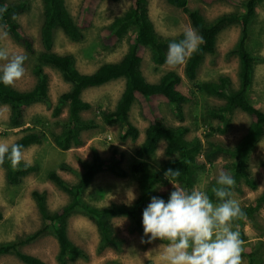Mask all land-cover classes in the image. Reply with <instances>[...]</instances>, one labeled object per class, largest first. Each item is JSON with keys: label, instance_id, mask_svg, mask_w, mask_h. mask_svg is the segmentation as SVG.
<instances>
[{"label": "rangeland", "instance_id": "rangeland-1", "mask_svg": "<svg viewBox=\"0 0 264 264\" xmlns=\"http://www.w3.org/2000/svg\"><path fill=\"white\" fill-rule=\"evenodd\" d=\"M3 1L7 7L13 9L11 12L13 17L35 42L37 54L29 55L5 31L0 22V48L7 49L10 54H22L27 57L24 64L25 74L13 84V87L20 91H28L36 84L33 69L37 64L38 54L43 51L41 42L43 3L42 0ZM188 1L189 8L197 10L208 22L225 14L238 16L244 12L243 8L232 6L223 1L213 4H204L201 0ZM82 2L83 0H66L67 8L76 21L80 15ZM131 3L132 0L119 2L102 0L93 25L84 33V39L81 42H73L59 30L55 33L54 51L62 55H72L76 67L82 73H93L104 63L119 62L129 49L130 35L114 46L104 45L101 35L116 17L129 9ZM150 16L161 39L168 45L172 41L178 42L184 39V33L187 30H194L197 34L189 15L181 9L171 6L166 0H150ZM240 32L239 21H234L224 28L218 36L215 54L207 57L198 73L197 81H217L220 76L226 75L232 80L231 88L238 89L239 59L232 53V50L238 42ZM168 45L165 47L166 55ZM249 47L254 56H257L250 96L254 105L264 111V0L257 6L256 18L250 31ZM189 55L183 64L169 65L166 63L157 66L152 60V53L148 50L142 63V71L145 78L151 83H157L168 71H176L182 76L183 82L180 85V90L192 97V101L184 104L185 121L183 123L179 121L171 106L162 103L160 107L166 126L184 125L191 130L187 136L188 139L198 138L201 140L203 146L201 160L206 163V167L201 174L197 188L203 186V190L215 202L211 186L213 182L216 184L221 173L220 165L232 161V156L224 149H233L245 136L250 124V116L241 110H235L230 115L228 132L212 134L211 127L217 126V120H211L209 113L213 107L222 105L223 101L194 92L195 83L189 81L185 76V65ZM46 72L50 79L49 103H39L29 107L23 126V128L36 126L46 132L45 142L23 151V160L35 166L36 170L26 176L19 185H10L6 179V170L0 168V212L3 215V219L0 221V244L26 239L42 228L43 220L33 194L35 191L43 194L51 211L58 210L69 202V195L49 179L50 172H56L68 183H77L80 174L85 170V163H90L95 155L100 156L103 161L113 158L119 161L120 155L118 157V154H114V151L118 150L122 153L120 164L128 171V175L118 177L110 171L100 172L84 195L85 200L92 206L100 208L135 206L143 192L142 181L145 183V188L149 187L157 194H170L175 190L173 185L165 188L153 180L154 174L162 172L165 161L168 160L165 155L166 143L164 141L159 145L153 158L140 159L135 154V150L145 139V131L149 125L138 102L133 104L130 112V121L140 131V137L136 142H132L130 139L122 141L124 132L122 126L106 123L105 115L115 110L124 91V79L85 91L83 97L91 103L92 109L83 115L86 119H93L97 127L84 132L78 146L70 150H62L57 146L55 136L61 133L62 126L67 120L68 106L61 105L60 99L63 94L72 89V86L65 82L58 70L47 67ZM57 107L62 109L59 116L54 114ZM9 122L10 108L1 106L0 142L11 145L22 136L23 128L11 129ZM144 161L149 163V167L143 178L140 173H133L130 168L133 164ZM250 173L258 187L252 190L243 184L239 190H235L231 194V198L235 199L242 209H245L264 192V139L252 154ZM145 208L144 205L139 207L142 215ZM110 222L118 241L112 245L103 246L99 227L92 217L81 209L69 215V236L87 254L86 258L79 259L72 264H166L161 247L164 242L156 240L152 243H142L143 235L136 229L132 220L127 217H115ZM240 223L242 231L246 235V239L242 241L244 250L242 264L250 263V252H255L254 258L257 262L261 259L264 260V204L256 220L243 219ZM234 228H236L235 225ZM22 251L38 257L48 264H59V245L52 233L45 234L37 241L27 244L22 247ZM0 264L24 263L14 255H5L1 257Z\"/></svg>", "mask_w": 264, "mask_h": 264}, {"label": "trees", "instance_id": "trees-1", "mask_svg": "<svg viewBox=\"0 0 264 264\" xmlns=\"http://www.w3.org/2000/svg\"><path fill=\"white\" fill-rule=\"evenodd\" d=\"M111 1L119 2L121 0ZM166 1L171 6L188 14L192 26L199 37H202L198 50L191 53L186 61L185 76L189 81L195 83L194 92L196 94H204L223 101L222 105L210 110L209 118L217 120V126L211 127V133H227L230 127V115L235 110H241L250 116V124L245 136L233 149H224L232 156V161L222 163L220 172L228 173L234 177L235 184L231 188V194L233 191L239 190L243 184L254 190L258 184L250 173V162L253 152L264 139V111L254 105L250 96L257 56H254L250 50L249 41L257 6L262 0H201L204 4L223 1L244 9L241 15L225 14L212 22H208L197 10H191L188 0ZM42 3L44 7L41 27L43 51L38 54L37 64L33 69L36 78L35 86L31 90L20 91L13 85L6 87L0 84V107L8 106L10 108V128H23L29 107L39 103H49L50 79L46 68H54L61 73L65 82L72 86L70 91L61 96L60 104L68 106V117L62 126L61 133L55 136L56 144L60 149L70 150L79 145L80 137L84 132L97 127L93 119L84 118L83 114L92 109L91 103L83 97L85 91L124 79V91L115 110L105 115L106 123L122 126L124 130L122 141L130 139L132 142H136L140 137V131L130 121V112L133 104L138 102L149 125L145 131L143 143L135 150L136 156L140 159L153 158L159 145L164 141L166 143L165 155L168 160L165 161L163 171L154 174L153 180L165 188L172 186L170 181L186 190L197 187L206 167V163L201 160L202 142L198 138L188 139L187 136L191 132L189 127L184 125L166 126L160 107L162 103L171 106L179 121L181 123L185 121L184 104L192 101V97L180 90L183 78L176 71H168L157 83H151L148 82L142 71V63L148 50L152 53V60L157 66L166 64L165 47L168 44L161 39L151 19L150 0H132L129 9L116 17L103 31L101 39L104 45L114 46L127 35H130V45L127 53L119 62L104 63L93 73H82L76 67L72 55H62L54 51L55 33L60 30L73 42H81L84 39V33L93 25L102 0H83L77 21L71 16L66 0H42ZM0 8L5 9L3 13H0V22L5 31L29 55H36L34 39L13 17L11 13L13 9L7 7L3 0H0ZM234 21H239L241 26L238 42L232 50V53L239 59L238 89L231 88L232 80L226 75L220 76L217 81H197L198 73L207 57L216 52L218 36ZM61 112V107H57L54 114L59 116ZM22 131V136L14 143L23 145V151L31 146L40 145L47 139L46 132L36 126L23 128ZM114 154H118V157L120 155L119 161H116L115 158L103 161L100 156L95 155L90 163H85V170L80 174L77 183H68L56 172H50L49 179L69 195V202L64 207L51 211L43 194L35 191L33 194L43 220L42 228L26 239L0 244V259L5 255H14L24 264H48L38 257L24 253L22 247L49 233L54 235L59 245V264H72L79 259L86 258V252L71 240L68 232V217L78 209L83 210L85 214L96 221L103 246H109L118 241L110 222L115 217L131 219L136 229L143 235L142 213L139 211V207L142 205L147 207L153 196L167 200L170 194H157L149 187L145 188V183L142 181L140 184L143 192L138 204L129 208L95 207L84 198L85 192L100 172L110 171L118 177L128 175V171L120 164L122 153L115 150ZM148 167L149 163L144 161L133 164L130 169L133 173H140L144 178ZM0 168L6 170V179L10 185H19L26 176L36 170L35 166L28 163L26 165L22 163L13 169L7 160L0 164ZM169 170L179 171V175L170 173L166 178V173ZM212 187L216 188L217 184L213 182ZM263 204L264 192L245 209H242L245 213L243 219L256 220ZM2 219L3 215L0 212V221ZM243 219L235 222V230L239 231L242 241L246 239L240 223ZM255 256V252L249 253V264L264 263L263 259L257 262Z\"/></svg>", "mask_w": 264, "mask_h": 264}, {"label": "clouds", "instance_id": "clouds-1", "mask_svg": "<svg viewBox=\"0 0 264 264\" xmlns=\"http://www.w3.org/2000/svg\"><path fill=\"white\" fill-rule=\"evenodd\" d=\"M5 11L0 8V13ZM202 37L194 30H187L184 39L168 45L166 63L183 64L186 57L198 50ZM27 57L10 54L0 48V84L12 86L25 74ZM7 160L13 169L23 160V145L0 142V164ZM179 175V171L166 173ZM170 181V180H169ZM174 186L167 200L153 196L143 210L142 243L163 241V259L166 264H242V240L235 230V222L245 217L240 204L231 198L234 177L221 172L213 189L214 202L203 186L186 190ZM146 238V239H144Z\"/></svg>", "mask_w": 264, "mask_h": 264}]
</instances>
